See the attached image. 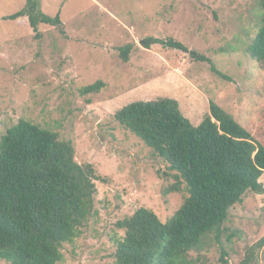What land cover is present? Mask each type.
<instances>
[{
	"label": "rangeland",
	"instance_id": "rangeland-1",
	"mask_svg": "<svg viewBox=\"0 0 264 264\" xmlns=\"http://www.w3.org/2000/svg\"><path fill=\"white\" fill-rule=\"evenodd\" d=\"M39 1L46 15L60 12L64 34L40 25L36 39L26 17L6 19L26 0H0V139L25 119L73 142L76 161L92 164L106 181H96V212L63 245L59 264H112L114 239L124 234L116 222L141 207L165 222L188 196L185 183L165 193L177 185L175 173L115 113L136 101L173 98L198 126L214 101L264 145V67L249 51L263 10L259 0ZM147 38H171L188 51L144 48ZM127 44L134 49L123 62L119 49ZM191 52L209 57L231 81ZM97 81L106 84L99 93L79 94ZM260 181L264 186V174ZM219 238L206 237L190 258L221 264L225 250L228 264H264V194L249 191L232 207Z\"/></svg>",
	"mask_w": 264,
	"mask_h": 264
},
{
	"label": "trees",
	"instance_id": "trees-1",
	"mask_svg": "<svg viewBox=\"0 0 264 264\" xmlns=\"http://www.w3.org/2000/svg\"><path fill=\"white\" fill-rule=\"evenodd\" d=\"M259 3L262 22L249 51L264 67V0ZM25 17L36 39L41 37L40 25L65 33L60 12L55 17L46 15L39 0H26L23 9L6 19ZM153 44L188 51L171 38L142 41L144 48ZM133 49V44L119 49L123 62L129 61ZM192 55L207 63L212 73L231 81L209 57ZM105 87L97 81L80 88L79 94L99 93ZM114 118L169 164L177 185L165 193L180 191L179 185L185 183L188 196L165 222L145 207L116 222V229L124 234L114 239L112 264H203L189 254L200 252L210 235L219 242L230 209L242 203L249 191L264 194L260 181L264 145L214 101L198 126L173 98L130 103ZM96 181L106 179L97 175L92 164L76 161L72 141L20 119L0 139V259L8 264L61 263L63 245L73 243L96 212ZM226 256L223 250L221 264H228Z\"/></svg>",
	"mask_w": 264,
	"mask_h": 264
},
{
	"label": "water",
	"instance_id": "water-1",
	"mask_svg": "<svg viewBox=\"0 0 264 264\" xmlns=\"http://www.w3.org/2000/svg\"><path fill=\"white\" fill-rule=\"evenodd\" d=\"M194 52H191V54H193Z\"/></svg>",
	"mask_w": 264,
	"mask_h": 264
},
{
	"label": "crops",
	"instance_id": "crops-1",
	"mask_svg": "<svg viewBox=\"0 0 264 264\" xmlns=\"http://www.w3.org/2000/svg\"><path fill=\"white\" fill-rule=\"evenodd\" d=\"M27 19V18H26ZM28 20V19H27Z\"/></svg>",
	"mask_w": 264,
	"mask_h": 264
}]
</instances>
